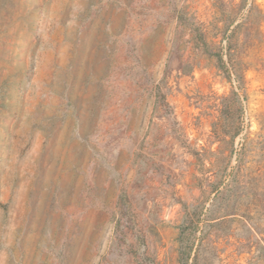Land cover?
Instances as JSON below:
<instances>
[{
  "label": "rangeland",
  "instance_id": "rangeland-1",
  "mask_svg": "<svg viewBox=\"0 0 264 264\" xmlns=\"http://www.w3.org/2000/svg\"><path fill=\"white\" fill-rule=\"evenodd\" d=\"M0 264H264V0H0Z\"/></svg>",
  "mask_w": 264,
  "mask_h": 264
}]
</instances>
